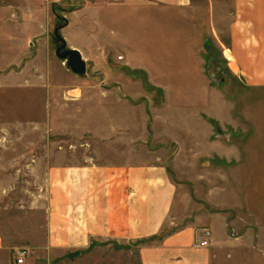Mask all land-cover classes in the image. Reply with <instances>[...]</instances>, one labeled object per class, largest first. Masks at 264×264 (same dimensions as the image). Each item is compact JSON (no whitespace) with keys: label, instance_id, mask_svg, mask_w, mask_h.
Wrapping results in <instances>:
<instances>
[{"label":"rangeland","instance_id":"374dc122","mask_svg":"<svg viewBox=\"0 0 264 264\" xmlns=\"http://www.w3.org/2000/svg\"><path fill=\"white\" fill-rule=\"evenodd\" d=\"M66 2L81 3L0 0V264L19 252L23 264H141L146 242L49 245L50 173L124 163L167 170L175 197L162 235L196 225L194 242L211 233V264H264V81L204 30L188 49L167 15L144 35L145 66L127 64L125 31L112 26L102 36L119 50L90 42L87 73L74 74L56 55V30L66 50L81 42L64 31Z\"/></svg>","mask_w":264,"mask_h":264},{"label":"crops","instance_id":"0c3cea01","mask_svg":"<svg viewBox=\"0 0 264 264\" xmlns=\"http://www.w3.org/2000/svg\"><path fill=\"white\" fill-rule=\"evenodd\" d=\"M202 1L203 16L197 0L66 2L72 18L63 27L70 37L81 41L71 49L88 58L94 46L90 42L107 43L101 47V55L110 53V49L119 50L102 36L104 30L116 26L125 31L127 64L143 67L148 50L144 35L152 22L158 23L159 16L167 15L185 26L188 49H197L198 34L204 30L207 43L221 39L227 47L225 56L231 55L243 72L252 66L256 80L264 81V0ZM55 172L49 176L55 195L49 221L52 249H87L101 242H146L139 252L141 264H211V245L193 246L196 225L162 235L175 197V186L163 166L92 164Z\"/></svg>","mask_w":264,"mask_h":264},{"label":"water","instance_id":"95a60500","mask_svg":"<svg viewBox=\"0 0 264 264\" xmlns=\"http://www.w3.org/2000/svg\"><path fill=\"white\" fill-rule=\"evenodd\" d=\"M56 39L62 43V46L57 49L56 55L62 60H66L70 70L77 75H85L87 73V64L83 59L81 53L76 49L66 50L67 43L59 34L58 30L55 31Z\"/></svg>","mask_w":264,"mask_h":264},{"label":"built area","instance_id":"2783aa9c","mask_svg":"<svg viewBox=\"0 0 264 264\" xmlns=\"http://www.w3.org/2000/svg\"><path fill=\"white\" fill-rule=\"evenodd\" d=\"M210 245H211V233L209 230L201 231V233L198 234V236H197V238L193 244V246L195 248H208ZM24 257H25L24 252L18 253V259H17L18 264L24 263Z\"/></svg>","mask_w":264,"mask_h":264},{"label":"bare ground","instance_id":"6f19581e","mask_svg":"<svg viewBox=\"0 0 264 264\" xmlns=\"http://www.w3.org/2000/svg\"><path fill=\"white\" fill-rule=\"evenodd\" d=\"M225 54H226V53H225ZM227 55L229 56V54H228V53H227ZM230 56H231V55H230ZM230 56H229V58H231Z\"/></svg>","mask_w":264,"mask_h":264},{"label":"flooded vegetation","instance_id":"af4514ba","mask_svg":"<svg viewBox=\"0 0 264 264\" xmlns=\"http://www.w3.org/2000/svg\"><path fill=\"white\" fill-rule=\"evenodd\" d=\"M61 44H62V43H61ZM61 46H62V45H61ZM61 46H60V47H61ZM60 47H59V48H60ZM59 48H58V49H59Z\"/></svg>","mask_w":264,"mask_h":264}]
</instances>
